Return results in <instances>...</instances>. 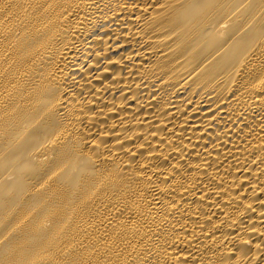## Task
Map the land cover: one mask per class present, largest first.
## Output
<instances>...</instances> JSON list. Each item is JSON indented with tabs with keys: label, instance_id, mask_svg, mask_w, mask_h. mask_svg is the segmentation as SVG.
Returning <instances> with one entry per match:
<instances>
[{
	"label": "bare ground",
	"instance_id": "obj_1",
	"mask_svg": "<svg viewBox=\"0 0 264 264\" xmlns=\"http://www.w3.org/2000/svg\"><path fill=\"white\" fill-rule=\"evenodd\" d=\"M0 264H264V0H0Z\"/></svg>",
	"mask_w": 264,
	"mask_h": 264
}]
</instances>
